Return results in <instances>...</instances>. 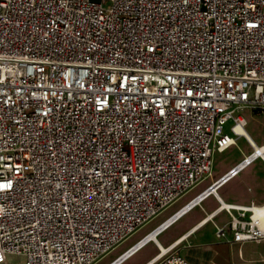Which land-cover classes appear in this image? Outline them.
I'll use <instances>...</instances> for the list:
<instances>
[{"label": "built area", "instance_id": "2783aa9c", "mask_svg": "<svg viewBox=\"0 0 264 264\" xmlns=\"http://www.w3.org/2000/svg\"><path fill=\"white\" fill-rule=\"evenodd\" d=\"M255 110L264 0H0V264H94L209 177ZM250 146L225 174L256 159ZM213 183L112 261L179 211L220 203ZM258 205L205 211L142 264H190L181 241L223 210L217 238L264 242Z\"/></svg>", "mask_w": 264, "mask_h": 264}, {"label": "rangeland", "instance_id": "374dc122", "mask_svg": "<svg viewBox=\"0 0 264 264\" xmlns=\"http://www.w3.org/2000/svg\"><path fill=\"white\" fill-rule=\"evenodd\" d=\"M244 116L246 119L245 129L257 145L264 147V110L246 111ZM250 152V144L243 137L238 136L235 139V143L228 149L213 155V165L209 177L195 187L189 189L178 200L123 240L114 249L103 255L94 264H108L111 262L127 246L149 231L152 227L159 224L188 198L205 188L222 174L226 173L243 155ZM216 192L226 203L238 205H247L251 201L255 204L264 203V159H255L251 164L242 169L238 175L221 185ZM218 204L220 205L214 196L209 195L202 200L200 204L194 206L191 210L174 221L173 224L171 223L167 228L161 231L157 235V240L165 248L178 238L186 228L200 219L205 211L209 212ZM223 217H226V212L224 210L219 215L213 217L212 220L217 221L219 218ZM212 220H209L187 239H191L193 247L200 252H210L208 257L209 262L215 260L217 264H261V261L264 259V242L245 241L241 243H227L215 236ZM177 247L179 246H176L169 252L177 249ZM158 252L157 246L153 242H149L124 259L120 264H142L149 257L155 256ZM7 262L8 264H21V258L10 255L7 258Z\"/></svg>", "mask_w": 264, "mask_h": 264}, {"label": "bare ground", "instance_id": "6f19581e", "mask_svg": "<svg viewBox=\"0 0 264 264\" xmlns=\"http://www.w3.org/2000/svg\"><path fill=\"white\" fill-rule=\"evenodd\" d=\"M237 132H239L240 134H239V136H241V137H243L249 144H251V145H253L254 146V148H255V153L253 154V156L255 157L256 156V159L257 158H261V159H264V147H262V146H259V145H257L256 143H255V141H254V139L251 137V135L247 132V130L245 129V127H240V128H238L237 129ZM229 169H231V168H229ZM240 172V171H239ZM239 172H237V173H235L233 176H231V177H229L226 181H224L221 185H223L224 183H226L227 181H229L231 178H233V177H235L236 175H238V173ZM225 174V173H224ZM224 174H222V175H224ZM221 175V176H222ZM228 175H230V173H228L227 175H225V177L226 176H228ZM218 178H220V177H218ZM217 178V179H218ZM217 179H215V180H213L214 182L217 180ZM220 185V186H221ZM219 186V187H220ZM218 187V188H219ZM218 188H216L212 193L214 194V195H216L217 196V193H216V190L218 189ZM219 197V196H218ZM197 205V204H196ZM228 205V203H226V202H223V201H220V206H219V208L221 209V208H223V207H225V206H227ZM192 209V208H191ZM191 209H189V210H191ZM189 210H187L186 212H184L185 211V209L184 210H181V211H179L176 215H174L173 217H171L170 219H168V220H166L164 223H162L158 228H156L154 231H152L151 233H149L148 234V236H146L142 241H140L138 244H136L134 247H132L128 252H127V254H129L127 257H129L131 254H133L134 252H132V253H130V251H132V250H134V248H136V247H138V249L137 250H139V249H141L143 246H145L147 243H149V242H153L156 246H157V248H158V253L154 256V258H153V260H157V259H159L160 257H162L172 246H174L177 242H178V240L174 243V244H172L170 247H165L164 248V246L157 240V235L161 232V231H163L165 228H167L171 223H174V221H176L179 217H181L183 214H185V213H187ZM184 212V213H183ZM254 212H255V214H254V216L256 217V218H264V203H262V204H259L258 206H255V208H254ZM211 215H213V214H211ZM210 217V215H208V217L206 218V220H204V222H206L207 220H208V218ZM174 218H176L173 222H172V220L174 219ZM114 249V248H113ZM126 254V255H127ZM126 257V258H127ZM125 258V259H126ZM123 261V260H122ZM121 261V262H122ZM120 262V263H121ZM120 263H118V264H120Z\"/></svg>", "mask_w": 264, "mask_h": 264}, {"label": "crops", "instance_id": "0c3cea01", "mask_svg": "<svg viewBox=\"0 0 264 264\" xmlns=\"http://www.w3.org/2000/svg\"><path fill=\"white\" fill-rule=\"evenodd\" d=\"M217 193V192H216ZM217 196H218V194H217ZM220 198V197H219ZM220 200L221 201H223V202H225L222 198H220ZM229 204V203H228ZM219 205V204H218ZM217 205V206H218ZM220 206V205H219ZM216 207V206H215ZM214 207V208H215ZM214 208H212L210 211H212ZM209 211V212H210ZM207 212V211H206ZM209 212H207V213H209ZM208 215H210V217L212 216L211 214H208ZM217 216V215H216ZM208 217V216H207ZM209 217V218H210ZM213 217H215V216H213ZM212 217V218H213ZM208 218V219H209ZM222 220V218H219L217 221H214V222H219V221H221ZM208 221H206V222H204L205 224L207 223ZM196 223V222H195ZM195 223H193L192 225H190L188 228H190L191 226H193ZM173 224V223H172ZM202 227V226H201ZM201 227H199V228H201ZM188 228H186L184 231H186ZM199 228H197V226L196 227H194L192 230H193V232L190 234V235H192V234H194ZM183 231V232H184ZM213 231H214V228H213ZM182 232V233H183ZM181 233V234H182ZM180 234V235H181ZM189 235V236H190ZM188 236V237H189ZM188 237L185 239V240H182L181 241V243H180V246H182L183 244H185V243H188V246H186V248L185 249H182L181 248V250H180V252H181V254L188 260V262L190 263V264H217L216 263V261L215 260H211L210 262H209V260H208V257H209V254H210V252H200L198 249H196V248H194L193 247V242L191 241V239H189V240H187L188 239ZM178 242H180V239L178 240ZM177 242V243H178Z\"/></svg>", "mask_w": 264, "mask_h": 264}, {"label": "water", "instance_id": "95a60500", "mask_svg": "<svg viewBox=\"0 0 264 264\" xmlns=\"http://www.w3.org/2000/svg\"><path fill=\"white\" fill-rule=\"evenodd\" d=\"M228 174V173H227ZM225 174V175H227ZM223 175L221 178L217 179L213 184H211L208 189L206 190V194L207 193H211L213 192L216 188H218L224 181H226L230 175L226 176ZM176 218H174L172 221H174ZM134 247V246H133ZM138 247L134 248V250L130 251V253L134 252L135 250H137ZM129 251V250H128ZM127 251V252H128ZM127 252H125L123 255L119 256L117 259H115L114 261L108 263V264H118L120 263L122 260H124L129 254H127ZM127 254V255H126Z\"/></svg>", "mask_w": 264, "mask_h": 264}]
</instances>
